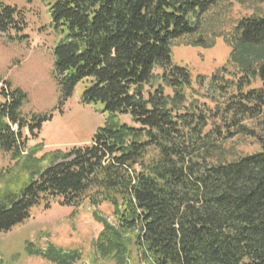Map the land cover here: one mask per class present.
Segmentation results:
<instances>
[{"label": "trees", "instance_id": "obj_1", "mask_svg": "<svg viewBox=\"0 0 264 264\" xmlns=\"http://www.w3.org/2000/svg\"><path fill=\"white\" fill-rule=\"evenodd\" d=\"M46 6L54 109L82 84L80 101L104 121L88 142L36 157L25 132L36 136L53 111L23 112L26 92L0 79V152L25 169L20 184L0 173V232L52 202L107 204L112 221L92 213L100 258L122 262L130 243L147 264H264V12L235 17L231 0ZM25 27L0 0V34L22 41ZM219 43L228 61L209 74L173 61L174 48ZM249 139L257 148L243 152ZM50 252L41 255L73 264L74 253Z\"/></svg>", "mask_w": 264, "mask_h": 264}, {"label": "rangeland", "instance_id": "obj_2", "mask_svg": "<svg viewBox=\"0 0 264 264\" xmlns=\"http://www.w3.org/2000/svg\"><path fill=\"white\" fill-rule=\"evenodd\" d=\"M5 1L23 11L26 27L22 32V41H8L0 34V79L26 92L27 101L21 108L23 112L53 111L50 120L41 125L36 136L25 132L27 148L38 144L36 157H39L56 149L66 151L74 145L88 142L91 134L103 123L104 115L99 111V105L96 108L80 101L82 84L77 85L73 95L61 104V112L54 109L58 92L50 72L52 48L57 36L49 26L46 0ZM231 1L235 17L264 12V3L253 0ZM173 50V61L193 73L209 74L228 61L229 48L224 43L217 44L213 49L177 47ZM2 85L3 82L0 83ZM256 148L257 145L250 139L241 146L243 152ZM13 165L14 161L9 155L0 152V173L8 175L5 179L14 175L16 184H20L25 180V169H20V164L12 170ZM3 180L0 181V187L5 184ZM93 210H98L99 214L112 221L111 209L107 204L97 209L88 205L61 206L52 202L46 209L42 206L33 208L31 216L24 223L0 232V264H54L41 255L51 249L54 252L58 250L60 254L74 253L73 264H147L130 243L129 252L122 262L98 257L94 240L101 225L93 219ZM54 252L48 255H60Z\"/></svg>", "mask_w": 264, "mask_h": 264}]
</instances>
